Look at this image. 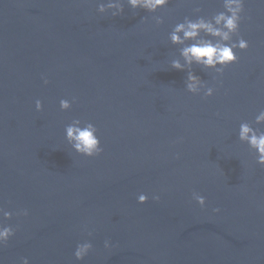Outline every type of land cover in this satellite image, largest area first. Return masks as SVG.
<instances>
[{
	"label": "water",
	"instance_id": "water-1",
	"mask_svg": "<svg viewBox=\"0 0 264 264\" xmlns=\"http://www.w3.org/2000/svg\"><path fill=\"white\" fill-rule=\"evenodd\" d=\"M101 2L0 0V205L29 212L3 221L16 231L0 264H264V167L238 139L242 122L264 131V0H245L233 40L249 47L222 76L192 65L210 97L186 90L187 66L171 67L182 46L168 35L222 0H170L156 13L121 0L115 17ZM74 119L97 127L99 156L72 149Z\"/></svg>",
	"mask_w": 264,
	"mask_h": 264
},
{
	"label": "clouds",
	"instance_id": "clouds-1",
	"mask_svg": "<svg viewBox=\"0 0 264 264\" xmlns=\"http://www.w3.org/2000/svg\"><path fill=\"white\" fill-rule=\"evenodd\" d=\"M170 0H127V4L134 10L143 9L149 13H156L157 10L167 7ZM245 0H222L223 11L217 12L211 17L197 16L195 19L188 16L184 17L182 22L176 23L168 35L170 42L174 45H181L180 55L183 58L182 64L179 59L173 60L172 69L183 71L187 66V78L185 81L186 90L194 95L203 94L204 97H210L214 94L215 88L209 87L206 83L196 75L192 70V65L201 66L203 70H212L217 76H222L224 68L238 61L236 49L241 51L247 50L248 41L243 37L233 40V36H238L240 24L243 19ZM97 11L100 14L111 12L112 16H120L124 12L121 0H106L97 5ZM196 13L200 12V8L194 9ZM155 24H162L163 17L153 16ZM44 84L48 83L46 77H43ZM75 97L72 101L61 99L59 102L60 109L66 111L75 103ZM37 111L43 110L42 101H35ZM256 125H264V109L260 110L255 117ZM98 129L92 122H82L80 119H74L65 127V138L72 149L85 157L99 156L103 149L100 139L97 135ZM238 139L249 145L255 151L256 162L264 167V131L259 127H253L249 122H242L238 129ZM192 199L196 201L201 208L206 205V199L199 193L194 192ZM149 197L146 194H139L137 202L139 204L147 203ZM152 199L159 201L160 196L153 194ZM214 212H220L219 208H214ZM28 216L27 209L17 212L6 210L0 205V247L6 246L9 239L15 235V228L11 225L3 223L4 220H10L13 215ZM88 235L92 232L88 231L87 226L84 228ZM114 245L110 240L104 241L106 249L112 248ZM91 241H84L76 245L74 257L78 261H83L88 253L92 250ZM21 264H30L27 257L21 258Z\"/></svg>",
	"mask_w": 264,
	"mask_h": 264
}]
</instances>
